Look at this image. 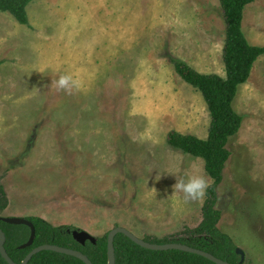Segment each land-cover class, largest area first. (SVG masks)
I'll return each mask as SVG.
<instances>
[{
  "label": "rangeland",
  "instance_id": "rangeland-1",
  "mask_svg": "<svg viewBox=\"0 0 264 264\" xmlns=\"http://www.w3.org/2000/svg\"><path fill=\"white\" fill-rule=\"evenodd\" d=\"M100 1L110 0L34 2L29 26L0 13V184L8 200L2 217H40L95 238L116 227L142 240L175 237L200 224L205 199L186 202L173 191L176 177L211 180L203 160L169 146L167 135L205 140L210 115L171 59L225 77L220 2L115 0L114 17L104 14L111 24L126 18L140 28L132 32V50L123 51L118 34L102 31L103 14L91 15ZM242 29L251 45L264 46V0L245 8ZM105 42L116 43V52L101 56ZM74 53L86 63L71 73L81 87L66 93L54 82L69 73L60 58ZM233 109L242 123L226 147L218 229L245 263L264 264V56L238 88Z\"/></svg>",
  "mask_w": 264,
  "mask_h": 264
},
{
  "label": "trees",
  "instance_id": "trees-1",
  "mask_svg": "<svg viewBox=\"0 0 264 264\" xmlns=\"http://www.w3.org/2000/svg\"><path fill=\"white\" fill-rule=\"evenodd\" d=\"M43 0H0V13H8L23 26H29L27 8L34 2ZM260 0H219L225 20V39L222 60L225 77L216 74H201L178 59H171L177 75L199 92L209 111L210 125L207 139L193 135L170 132L167 143L185 155L203 160L206 175L211 184L202 206V220L194 228H186L181 234L164 239L144 238L153 244H183L207 252L230 264H241L236 254L237 247L232 240L218 229L221 213L216 209L217 188L223 180V170L230 152L227 144L240 130L242 117L233 109L238 88L250 78L254 64L264 56V46L251 45L242 29L244 10ZM8 206L7 196L0 184V218ZM35 227V239L31 247L20 249L30 236L26 226L9 225L0 220V230L5 234V250L9 257L20 264L35 248L53 245L79 251L93 264H108L107 238H95V244L84 245L75 242L70 226H52L40 217L27 218ZM115 264H214L209 260L181 251H150L141 248L122 234L114 240ZM0 264H7L0 255ZM29 264H84L80 260L54 253L41 252L30 260ZM247 264V263H243Z\"/></svg>",
  "mask_w": 264,
  "mask_h": 264
},
{
  "label": "water",
  "instance_id": "water-1",
  "mask_svg": "<svg viewBox=\"0 0 264 264\" xmlns=\"http://www.w3.org/2000/svg\"><path fill=\"white\" fill-rule=\"evenodd\" d=\"M0 220L6 224L9 225H14V226H26L30 229V236L28 241L20 246V249H26L32 246L34 239H35V227L33 224L24 218H17V217H11V218H6V217H1ZM118 234H122L125 237H127L129 240H131L133 243L136 245L140 246L143 249L150 250V251H169V250H175V251H181L189 254H194L200 257H203L210 262L214 264H230L226 261L220 260L216 258L215 256L204 252L199 249H195L183 244H153L146 242L142 239L137 238L134 236L131 232L127 231L124 228L116 227L113 230H111L108 234L107 238V258H108V264H115V249H114V240L115 237ZM72 237L75 240V242L84 245L86 242H91L92 244H95L96 239L89 233L85 231H78L74 230L72 232ZM5 234L0 230V255L1 257L5 260L7 264H17L15 263L7 254L5 250ZM44 251H51L54 253L70 256L73 258H76L83 262L84 264H93L87 256L82 254L79 251L67 249V248H61L58 246H53V245H43L40 247H37L33 249L26 257L25 259L20 263V264H29L30 260L33 258V256L44 252ZM236 254L240 257V263L243 264L245 262V254L244 252L237 248L236 249Z\"/></svg>",
  "mask_w": 264,
  "mask_h": 264
},
{
  "label": "crops",
  "instance_id": "crops-1",
  "mask_svg": "<svg viewBox=\"0 0 264 264\" xmlns=\"http://www.w3.org/2000/svg\"><path fill=\"white\" fill-rule=\"evenodd\" d=\"M103 1V3H101V1L99 2V5L97 7V9H95L93 11L92 14H94L95 12H100L101 16L103 14V16L105 17V13H106V17H114L112 12L116 11V9L112 6L115 5L116 6V1L115 0H110L109 2H105ZM123 8H126V4H123ZM125 13H123L124 15ZM105 17V18H106ZM93 18H99L96 16V14H94ZM107 19V18H106ZM147 21V20H145ZM107 25V26H106ZM118 30V31H117ZM104 32V34H107L108 36H112V33H116L118 34V42L123 44L125 49L123 51H131L132 50V45L134 43V39L132 37V32L133 34L135 32L139 33L140 28H137L133 23H130L128 21H126V18H124V23L123 25L117 24L115 27V24H111V22L107 19L105 21V27L102 30ZM112 31V32H110ZM91 35L95 36V32H93ZM95 39H97L96 37H93L90 40V46L92 48L97 46V42L95 41ZM104 38H101V40H103ZM105 44L109 45L108 47L104 48L102 50V52L100 53L101 56H104L107 54L108 50H114L116 52V43H110V42H105ZM81 54L80 53H74V58L69 57L68 59H64L63 57L60 58V64L63 65L65 68L63 69V72L67 73H77V69H76V64L78 63V65L80 64H84L86 62H81L80 58H81ZM98 62V61H95ZM79 73H82V69L81 67L78 69Z\"/></svg>",
  "mask_w": 264,
  "mask_h": 264
},
{
  "label": "clouds",
  "instance_id": "clouds-1",
  "mask_svg": "<svg viewBox=\"0 0 264 264\" xmlns=\"http://www.w3.org/2000/svg\"><path fill=\"white\" fill-rule=\"evenodd\" d=\"M54 83L57 90H62L66 93H71L74 89L81 87L80 81L74 78L71 73L60 75L59 79ZM208 188V181L202 174L176 177V183L173 185V191L183 193V198L186 202L202 201L207 195Z\"/></svg>",
  "mask_w": 264,
  "mask_h": 264
}]
</instances>
